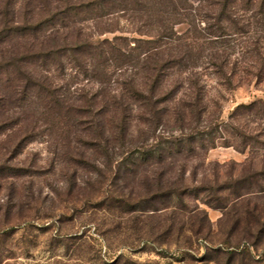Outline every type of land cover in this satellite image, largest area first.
Returning a JSON list of instances; mask_svg holds the SVG:
<instances>
[{
    "label": "rangeland",
    "instance_id": "rangeland-1",
    "mask_svg": "<svg viewBox=\"0 0 264 264\" xmlns=\"http://www.w3.org/2000/svg\"><path fill=\"white\" fill-rule=\"evenodd\" d=\"M63 1L0 0V264H264V0Z\"/></svg>",
    "mask_w": 264,
    "mask_h": 264
},
{
    "label": "trees",
    "instance_id": "trees-1",
    "mask_svg": "<svg viewBox=\"0 0 264 264\" xmlns=\"http://www.w3.org/2000/svg\"><path fill=\"white\" fill-rule=\"evenodd\" d=\"M158 1V0H157ZM140 0H75L73 3L68 1H63L62 4L65 6L60 13L61 14H76V11L85 9L87 13L91 15L102 17L107 14H113L134 9V5L138 4ZM59 10L55 7L54 14L57 15ZM71 16V15H70ZM77 37V36H75ZM55 37L51 36L48 38V43L54 42ZM66 39V37H65ZM67 40V39H66ZM74 48H77L82 44L80 41H74ZM86 45V44H85ZM52 46V44H51ZM43 47L42 50H45ZM40 50V51H42ZM40 57H45V53H39ZM47 54V53H46ZM169 69H172V62L168 60ZM156 71H159L157 67H154ZM212 254L214 256V264H253L257 263L252 260L250 254L244 248L239 249L238 245L229 247H217L212 249Z\"/></svg>",
    "mask_w": 264,
    "mask_h": 264
}]
</instances>
